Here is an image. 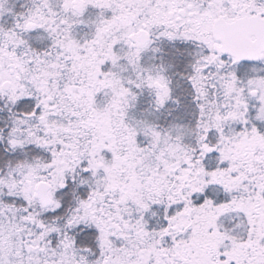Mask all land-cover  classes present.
<instances>
[{"label":"snow or ice","instance_id":"1","mask_svg":"<svg viewBox=\"0 0 264 264\" xmlns=\"http://www.w3.org/2000/svg\"><path fill=\"white\" fill-rule=\"evenodd\" d=\"M0 264H264V0H0Z\"/></svg>","mask_w":264,"mask_h":264}]
</instances>
